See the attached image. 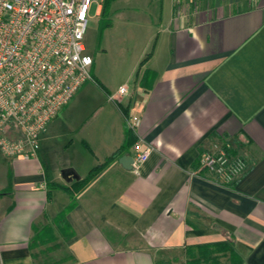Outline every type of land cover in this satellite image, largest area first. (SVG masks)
<instances>
[{
    "label": "crops",
    "instance_id": "1",
    "mask_svg": "<svg viewBox=\"0 0 264 264\" xmlns=\"http://www.w3.org/2000/svg\"><path fill=\"white\" fill-rule=\"evenodd\" d=\"M103 9L95 14L105 34ZM150 11H137L145 24L133 36L139 44L124 83L104 90L92 57V79L40 134L42 143L57 117L79 116L92 100L87 86H98L116 118L106 106L90 115L87 123L107 120L98 125L100 139L83 143L92 159L85 174L73 165L58 174L41 147L37 158L0 154V264H40L46 243L54 257L43 264H174L172 253L226 244L238 259L224 254L215 264H264V0H159ZM85 51L91 55L86 44ZM123 85L127 92L118 95ZM132 116L141 120L135 129ZM92 120L86 130L94 136ZM136 140L151 148L149 157L126 169L118 157L133 155ZM224 142L246 163L229 187L205 177L197 162L202 150ZM66 172L78 178L68 181ZM40 229L48 242H36Z\"/></svg>",
    "mask_w": 264,
    "mask_h": 264
},
{
    "label": "built area",
    "instance_id": "2",
    "mask_svg": "<svg viewBox=\"0 0 264 264\" xmlns=\"http://www.w3.org/2000/svg\"><path fill=\"white\" fill-rule=\"evenodd\" d=\"M96 0H0V154L37 158L40 134L76 92L91 80L93 59L85 51L89 10ZM127 92L125 85L117 94ZM110 100L116 101L115 96ZM140 118L127 119L132 129ZM135 150L132 167L151 148ZM197 162L210 180L232 186L246 163L229 142L202 150Z\"/></svg>",
    "mask_w": 264,
    "mask_h": 264
},
{
    "label": "rangeland",
    "instance_id": "3",
    "mask_svg": "<svg viewBox=\"0 0 264 264\" xmlns=\"http://www.w3.org/2000/svg\"><path fill=\"white\" fill-rule=\"evenodd\" d=\"M108 3L106 8V14L103 18L105 34L99 30V16L95 14L99 4ZM159 0H96L94 1L91 13L88 21L86 33L84 35V43L91 53V57L95 59L101 69V75L105 79L103 89H107L112 93L122 83L126 77L127 64L130 63L136 57V51L138 48L139 41L133 37L136 31L140 27H144L145 17L141 16V12L154 9L158 7ZM103 34V42L100 49H98V37L100 33ZM101 34V35H102ZM105 48L103 52L101 49ZM95 52V53H94ZM128 85H132V81ZM92 94L91 102L85 105V108L81 110L82 113L79 116H75L69 113L60 115L57 117L48 127L46 133L42 136V143L39 140V148L45 155L46 161L50 164V167L60 170L64 167L73 165L77 167L81 175L85 174L88 167V162L91 159V152L87 147L84 146L85 140L100 139L101 132L98 129L99 123L107 120L101 117H91V120L96 122V132L93 136L91 130H86L88 119L90 115L94 113V109L97 107L106 106L112 108L111 113L105 112L107 117H112L111 121L116 118V111L113 112V104L106 101L105 93L96 85L93 87L87 86ZM110 111V109H109ZM112 113H114L112 115ZM112 115V116H111ZM84 123L83 125L81 123ZM87 123V124H86ZM99 125V127H98ZM91 133V134H90ZM87 141V142H88ZM85 161V162H81ZM89 165V166H88ZM61 194V193H60ZM64 196L67 202L66 195ZM61 201V198H60ZM43 238H45L42 235ZM38 242V241H36ZM41 243V242H38ZM45 251V256L39 262L40 264L46 261H51L53 255L50 254L49 248L52 247L51 243H46L44 246L41 245ZM230 246L221 247L217 249H209L202 251H188L172 253V258H178V263L174 264H185L187 259L192 256H209L212 263L219 262L218 257L222 253H225ZM40 251V249H39ZM228 259V258H225ZM225 259H222L225 260ZM184 261V263H183Z\"/></svg>",
    "mask_w": 264,
    "mask_h": 264
},
{
    "label": "trees",
    "instance_id": "4",
    "mask_svg": "<svg viewBox=\"0 0 264 264\" xmlns=\"http://www.w3.org/2000/svg\"><path fill=\"white\" fill-rule=\"evenodd\" d=\"M109 1V0H108ZM108 3H104V9H103V11H102V17L104 18V15L106 14V8H107V5ZM103 18H102V24L104 25V23H103ZM124 151V148L122 147V148H120V149H118V151L117 152H115L114 154H112L110 157H108L107 159H106V161H105V163L104 164H101V165H99L97 168H94L93 170H91V172H90V174L85 178V180L83 181V183L84 184H86L87 183V181H89V180H91V179H93V177L98 173V172H100L103 168H104V166L106 165V164H108L112 159H114V158H117L118 157V155L120 154V153H122ZM197 166H198V164H197ZM197 166L195 167L196 169L195 170H198V168H199V166H198V168H197ZM200 173H203L202 172V170H201V172ZM86 182V183H85ZM55 185V184H54ZM83 185V184H82ZM76 186V185H75ZM76 188V187H75ZM74 188V189H75ZM67 189V188H66ZM78 191H79V189H76V190H74V191H69L70 192V200H71V202H70V206H72L73 204H74V199H75V196H76V194H78ZM48 231L47 230H42V229H40V230H38L37 232H36V241H38V242H48ZM42 235L45 237V238H43L42 237ZM226 246H230V245H228V244H226V245H223V246H220V247H213V246H196V247H192V248H189V249H187L188 251H202V250H209V249H217L218 250V248H221V247H226ZM224 254H226L225 256H226V258H228V259H230V260H236V259H238V257H236L235 256V253H233V249H232V247H230V248H228V250L225 252V253H222L221 254V256H219L218 257V261H220L221 259H222V255H224ZM229 254V255H228ZM202 256H192L190 259H187L186 260V263L185 264H215V263H219V262H215V263H212V260H214V259H210V257L209 256H205V255H203V254H201ZM157 264H172L171 262H164V261H158L157 262Z\"/></svg>",
    "mask_w": 264,
    "mask_h": 264
},
{
    "label": "water",
    "instance_id": "5",
    "mask_svg": "<svg viewBox=\"0 0 264 264\" xmlns=\"http://www.w3.org/2000/svg\"><path fill=\"white\" fill-rule=\"evenodd\" d=\"M118 162L126 169L132 168V162H133V156L131 153L128 154H122L118 157ZM63 177L66 178L68 181L75 178L77 179L78 176H76L73 172H66L63 174Z\"/></svg>",
    "mask_w": 264,
    "mask_h": 264
}]
</instances>
